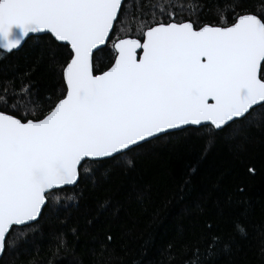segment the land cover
I'll return each mask as SVG.
<instances>
[{"label":"snow or ice","instance_id":"6c2138e0","mask_svg":"<svg viewBox=\"0 0 264 264\" xmlns=\"http://www.w3.org/2000/svg\"><path fill=\"white\" fill-rule=\"evenodd\" d=\"M247 3L226 0L217 23L197 25L177 20L174 11L196 12L195 0H159L136 35L112 39L124 0H0V59L29 39L46 38L13 102L9 85L0 94L10 109L0 110V256L26 235L22 226L31 230L50 199L78 203L89 185L72 194L66 187L83 180L95 188L98 172L105 179L127 173L139 149L175 130L204 128L209 143L222 139L244 151L250 130L264 129V0L254 8ZM109 40V66L98 70L95 54ZM45 61L59 88L40 106L31 78ZM241 163L256 175L254 165ZM234 227L247 237L240 223ZM221 239L212 236L204 253L193 249L187 264H212L231 253L230 243L217 250Z\"/></svg>","mask_w":264,"mask_h":264},{"label":"trees","instance_id":"16d2710c","mask_svg":"<svg viewBox=\"0 0 264 264\" xmlns=\"http://www.w3.org/2000/svg\"><path fill=\"white\" fill-rule=\"evenodd\" d=\"M158 2L124 0L112 39L125 32L136 35L140 21L153 20L152 6ZM195 2L196 12L175 7L176 19L217 23L218 8L223 10L226 0ZM247 6L254 8L256 0ZM155 19H161L158 10ZM45 41L29 39L21 50L0 59V94L4 85L10 86L9 105ZM111 42L95 54L98 70L109 66ZM31 79L34 104L44 106L59 88L57 75L45 61ZM0 110L10 109L0 103ZM209 139L204 128L172 132L139 149L127 173L121 170L105 179L98 172L95 188L83 180L75 189L66 187L72 194L89 185L78 203L55 205L50 199L31 230L22 226L26 235L6 250L0 264H187L193 249L204 253L212 236L222 238L217 250L224 243L232 246L231 253H220L212 264H264V129L250 130L243 152L222 139ZM241 161L254 165L256 175L248 176ZM240 184L243 193L237 192ZM236 223L246 229V238L236 232Z\"/></svg>","mask_w":264,"mask_h":264},{"label":"water","instance_id":"95a60500","mask_svg":"<svg viewBox=\"0 0 264 264\" xmlns=\"http://www.w3.org/2000/svg\"><path fill=\"white\" fill-rule=\"evenodd\" d=\"M189 127H194V128H196L195 126H188L187 128H189ZM175 131H179V130H175ZM175 131H173V132H175ZM68 187H71V186H68ZM34 223V222H33ZM1 257L2 256H0V259H1Z\"/></svg>","mask_w":264,"mask_h":264}]
</instances>
